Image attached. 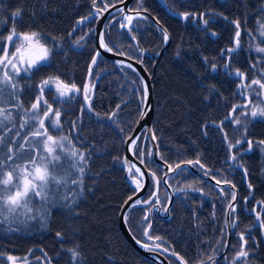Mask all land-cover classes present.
I'll list each match as a JSON object with an SVG mask.
<instances>
[{"label": "trees", "instance_id": "trees-1", "mask_svg": "<svg viewBox=\"0 0 264 264\" xmlns=\"http://www.w3.org/2000/svg\"><path fill=\"white\" fill-rule=\"evenodd\" d=\"M9 1L11 4L8 3V5L13 10L19 9L20 2L25 3L24 20L27 22L34 20L32 10L36 0ZM41 1L43 7L40 24L45 39L51 38L50 42H54L55 39L66 43L74 40L77 47L83 36L78 29L87 27L90 29V39L85 56L90 58L92 70L105 65L101 55L99 58L102 60L98 58L96 64L92 65V59L96 55L93 40L94 18H90L80 27L76 26L78 20L88 16L92 0ZM224 1L219 3L217 0H141L143 7L167 29L170 35V45L155 67L153 68L155 57L147 56L145 60L146 69L149 73H153L155 106L152 131L157 137L156 143L160 157H164L163 161L166 160L174 166L175 163L195 161L199 157L205 168L210 170V175L216 180L233 181L243 194L242 197L249 192L250 200L253 199L250 206L252 202H255L256 210H260L264 208V206L261 207V203L264 205V152L259 147L254 145L250 153L240 157L242 161L240 159L233 161L234 173L223 174L217 170L226 157L227 146L223 139L224 132L231 134L234 130L238 132L235 136L239 139H242L244 135V129L240 128V125L238 127L236 124H230L228 118L229 112L232 111V104L240 94L238 91H241V84H238V81L241 79L238 80L236 76L230 78L222 71L221 66L225 63L226 56L221 57L220 51L227 40L231 41L232 36L235 41L236 26L232 21L239 20L240 26L243 27V21L249 12H253L254 16L261 15L260 20H262L264 10H259L253 0H245L246 5L242 4L243 0ZM201 6L215 10L212 18L217 19L210 20L209 27L203 29L198 28L197 21L193 22L194 17L189 16L187 20H184L180 15L184 12H196ZM254 10L259 11L255 13ZM36 16H38L37 13ZM222 22L225 24L224 27L220 24ZM73 26L76 27L75 37L69 41L68 33ZM254 31L255 29L251 31L253 33L250 36L256 40L259 36ZM212 32L217 35L215 39ZM113 37L116 40L120 38L118 33ZM244 37L242 34L240 40ZM122 41L126 43V37H123ZM136 42L135 50H145L156 55L165 44L162 32L155 24L152 28L139 30ZM126 50L128 55L136 57L131 47H127ZM255 53L256 50L252 45L237 48L231 54V67L228 71L236 72V69H239L249 76L251 73L254 76H260L263 70L262 58ZM80 55L81 53L74 50L70 52L73 68L77 67L73 62ZM212 63L218 66L215 73H212L209 67ZM112 64L116 67L114 72H105L94 87L88 117L85 115L82 117L81 113L78 118L77 106L71 116L64 110L63 126L70 128L71 121H81L75 128L77 135L72 136L71 129L68 133L69 137L66 132L62 135L59 132L56 133L59 136L68 137L71 141V144L68 140L63 141L66 151L75 149L77 152L84 153L86 163H78V167H83L84 172L81 174L76 169H70L71 175L66 176L64 169L68 168L71 160L65 156V151H60L64 159L61 161L62 167L57 169V174L59 177H65L67 183L54 186L58 189L56 197L50 198L47 202L42 201L40 197H33L28 205L31 211L20 209L16 214L5 213L4 216H0V254H2L0 264H5V259L2 257L4 253L22 258L26 264H72L70 254L65 249L74 247L76 243L81 245L80 251L86 258L85 264H150V261L139 255L125 240L118 223L122 205L134 194V189L129 186L130 183L124 177V141L131 134L140 115L143 88L138 76L137 94H133V100H126V97L130 95H126L125 92L122 93V99H119L118 82L119 79L121 81V77L124 79V74L119 73L122 72L118 67L120 65ZM206 64H209L208 67ZM95 71V76L101 72L100 69ZM35 74L36 71L33 70L28 73L24 82L27 84L25 91L19 85L24 81V77L19 75L14 77L17 84L15 90L11 86H6L0 93V100L4 101L0 103V107L11 112L13 118L12 122H5V128L0 129V135L7 133L3 153H7V145L12 144L13 140L16 141L14 147H18L21 143L25 145L22 154L8 164L30 167V157L37 158L39 165V158L48 156L42 143H38L42 138L31 136V132L38 127V123L31 120L28 125L21 128L22 121L27 119L25 113L31 108L34 97L38 94ZM47 76H51L50 68L42 70V77ZM13 91H15L14 96L11 95ZM47 98L50 103V95ZM118 104L121 106L119 109H117ZM43 107L42 104L41 114ZM114 112L116 115L112 116L111 120L108 119ZM221 128L223 131L220 130ZM9 129H11L10 132ZM16 132L20 135L16 136ZM247 134L254 141L264 140V120L251 121V125L247 127ZM141 147L151 149L145 130L140 134L135 146L136 149ZM139 155V152L135 151V156L139 158ZM76 159L78 161L79 157ZM145 159L148 161L147 168L151 171L155 168L156 175L161 177L162 167L155 163L153 157L149 159L146 156ZM184 169L181 174L174 173L168 176L167 181L175 196L173 204L167 217L155 216L149 232L152 237H160L159 241L164 244L171 242L172 247L186 262L193 263L196 257L201 256L195 250L212 247L206 243L204 245L205 239L210 238L212 232H220V229L224 227L221 214L224 208L221 193L218 190L222 187L200 179L190 170ZM5 170H9L7 165L4 169H0V175ZM202 170L205 171V169ZM72 179H78L81 182L73 184ZM186 184L191 185V188L183 190ZM195 184L203 186L204 193L210 200L206 198L201 208H198L199 200L194 190ZM248 184L252 186L250 190L244 187ZM159 187L166 189L163 183ZM3 188L4 186L0 185V189ZM12 191L15 190L12 189ZM3 195L4 193L0 191V196ZM134 210H139L140 217L137 216L135 219L137 224L141 220L143 211H140V208ZM212 211L216 214L214 218L217 229L214 228L211 220ZM260 212L263 211L260 210ZM245 214L240 209L239 219L243 222L235 224L234 231L244 232L247 227L253 225L252 214L249 216ZM262 215L260 219L264 221V212ZM141 222L142 227L148 225L143 220ZM257 225L260 227L259 224ZM58 232L62 234V239L57 237ZM252 241L254 239L250 238V242Z\"/></svg>", "mask_w": 264, "mask_h": 264}, {"label": "flooded vegetation", "instance_id": "flooded-vegetation-1", "mask_svg": "<svg viewBox=\"0 0 264 264\" xmlns=\"http://www.w3.org/2000/svg\"><path fill=\"white\" fill-rule=\"evenodd\" d=\"M121 1L122 0H103V2H102V0H97V3L99 4L100 11H103L104 2H106V3L111 5V4L119 3ZM217 1L219 3H224L225 2L224 0H217ZM253 1L256 3V6L259 8V10L260 9L264 10V0H253ZM8 3L11 4V2L9 0H2V2L0 1V45H7L9 53L11 54V52H13L15 50V48L8 44V41L6 40V37L10 34V32H11V30L13 28V19H12L11 13L13 11L17 10V9H15V10L10 9L11 6L9 7ZM242 4L246 5V1L243 0ZM19 5H20L19 9H23V11H22L21 17L18 18L15 21V27H16L17 32H20V33H23V32H37V33H39L41 35L42 42H46V45L49 48H52V51H51L50 56H49V59L47 61H45L39 67V70L33 69V71H36V74H35L36 75L35 76L36 84H35V86H36V89L38 91V94L36 96L38 97V95L40 94L41 81H43L44 79H47L48 77H59V79L63 80L64 83H66L68 85L74 84V85H76V89H78V91H71L68 94V96L61 98V97L58 96V93L56 92V87L57 86L54 83V87L50 88L51 90H49V88H45V91L43 93L44 100H45V97H46V101L48 102L49 100H48L47 96L50 95L51 102L48 103V104H51L53 109H59L60 112H61V115H60V126H59V128H55V130H56L55 133L59 132L60 135H62L63 132H66L67 135H68V133H69V131L71 129L72 136L75 137L77 135L76 132H75V128H77L76 127L77 124L81 123V121H75V120L71 121L70 128H68L66 125L63 126V124H64L63 116L65 114L64 110H65V112H67L71 116L72 113L75 110V107L77 106V108H78L77 116L79 114L78 118H80L81 113H82V117H83V115L88 117V105L91 104V102H92L93 91L95 90L94 87L97 85L98 81L101 79V76L105 72L113 73L114 72V68L116 69V67L112 64L113 62L111 63V61L107 60L106 58H104L102 56V58H104L103 63L105 65H103L101 67L94 68L92 70V74L90 76L89 75L90 58L85 56V55H87L86 53H87V48H88V41L90 39V35H89L90 29L89 28L87 29V27H85L84 29H81V28L78 29L80 32H82L83 39H81L79 41L77 47L75 45L74 40L72 42L66 43V42H63V41H58V40L56 41L54 39V42L53 41L50 42L51 38H49V40H46L45 39L46 37L43 36L42 25L40 24L41 21H42L41 18H42L43 2L41 0H36L35 7L32 10L33 11L34 20L31 19V20H29V22H27V20L26 21L24 20L25 19V13H24V8L23 7H25L26 4L23 3V2H20ZM142 8L145 9L143 7V5H142ZM137 9H138V0H132L131 4L129 6V9H128L131 12H127L126 11L125 14L134 15L135 10H137ZM249 9H251V8L249 7ZM117 10L118 9L114 10L113 12H111L109 14V16L107 17L106 21H105V24H104L105 38H104V40H106L105 42H107L109 47H111L113 49V51H115L117 53L123 52L126 56L134 58V59L139 60V61L143 59V65L145 67L146 57L150 56V54L146 55V53H148V52L145 51V50H139V49L135 50V48H137V44H136L137 43L136 42L137 41V32L139 30H145V29H148V28H152V25L153 24L157 25V23H156V21H154L150 17L151 14L147 10L146 11H142L141 15L143 17H146V19H134L133 20V24H132V27L134 28V31L129 33L127 28H121V23H125L126 24L127 21H124L122 19V14L120 12H118ZM259 10H257V11L254 10V12L257 13ZM95 11H96V9H94V10L92 9V2H91L90 6H89L88 15H89L90 12H95ZM214 11L215 10H211V9L205 8V6L199 7L196 12H193V13L196 14L195 20H193V22L197 21V26H198L199 29L206 28L201 23V21L198 18L199 14L200 13H208L209 15L206 16L205 18L216 21L217 20L216 18H212V16H213L212 14H214ZM36 13L38 14V16H36ZM262 15H263V18H262V20H260L261 19L260 18L261 15H258V16L255 15L254 16L253 12H249L247 14L246 18L243 21L244 22L243 27L240 26L241 35L243 34L245 37L243 39H241V40L239 38L240 46L238 48H240L243 45L246 46V47L251 46V45L252 46L264 47V37H262L257 32V29L260 28V25L262 23H264V11H263ZM22 16H23V18H22ZM151 16H153V15H151ZM95 18L97 19V17H95ZM95 18L93 20L94 25H95V21H96ZM32 23L34 24V26H33ZM84 23H86V21L81 23V24H76V26L80 27ZM151 23H152V25H151ZM220 24L223 27L225 26V24L223 22L220 23ZM207 27H209V24L207 25ZM75 28L76 27L73 26L72 29L70 30V32L68 33L69 41H70V39H74L73 37H75L74 36ZM254 29H255L254 32L256 34H258V36H259V38L256 39V40H254L250 36V34L253 33L251 31L254 30ZM260 30H261V28H260ZM116 33H118L119 36H120V38H118L117 40H116V38L113 37V36L116 35ZM132 35L136 36V40H132L131 39ZM128 36L131 39V42H129L130 39L128 38ZM123 37H126V43H124L122 41ZM216 37H217V35L214 36V39ZM169 39H170V35H169ZM222 46H223V49H226L228 47H235L234 36H232L231 41L227 40L226 43H224ZM127 47H131L133 49V52L135 53L136 57L127 54L128 53V51L126 50ZM72 50H74V51H76L78 53H81V55L78 57V59L74 60V62H73L77 66V67L74 66V68L72 67V60H71V56H70V52ZM82 54H83V56H82ZM220 54H221V51H220ZM231 54H230V56H231ZM3 55H4L3 51L0 50V57H2ZM144 55H146V56H144ZM225 56H226V58L224 60H225V62H227L229 60V54H226V55H223V56L221 55V57H225ZM214 58H216V57H214ZM99 60H102V59L99 58ZM76 61H80V62L76 63ZM106 61H109L111 64L107 63ZM208 65L209 64H206V67H208ZM1 66L2 65H0V69H1ZM118 67H120L121 70H122V72H119V71L118 72L120 74L121 73L124 74V79L121 77V81L119 79V82H118V89L120 90V93L118 95L119 99H122V93L125 92L126 95L127 94L130 95V96L126 97L127 98L126 100L131 101V100H133V94L134 93H135V95L137 94L138 74L135 71H133L132 69H130L128 67H125L123 65H120ZM209 67L211 69V65H209ZM47 68H50L51 76H47V77L43 78L42 77V70L47 69ZM95 69H97V70L100 69V71H101L97 76L94 75L96 73ZM217 69H218V66H217ZM221 69L230 78L231 77H235V76L238 77L236 75L235 71H228V70L226 71L223 68V65L221 66ZM0 72H1V70H0ZM215 72L212 71V73H215ZM28 73L29 72H24L23 71V72H21L19 74V75H22L24 77V81L22 82V85H21V87H22V89L24 91L27 89V84H25L24 82H26V77H27ZM262 73H264V71H262ZM247 76L248 75L245 74V79L243 80L245 82V85L247 84V79H249V78H247ZM250 76H254V75L251 73ZM240 79L241 78L238 77V80H240ZM250 79H251V77H250ZM259 79H261V75L259 76ZM241 83H242V81H240L239 84H241ZM85 85H88L87 92L85 91ZM241 89L242 88H240V90ZM259 91L262 92L263 95H264V90H260L259 89ZM238 92H240V91H238ZM243 92H246L245 88L242 91V93L240 92L241 94H239L244 99H242L239 103H237L238 105L239 104L245 105V104H248V102L250 101L249 97ZM86 94L89 97V100L87 102L85 100V95ZM37 97H36V99H37ZM36 99L34 101H36ZM234 105H235V102L232 104V109H233ZM239 108H243V107H238V109ZM229 113H230V116L228 118H229L230 124H232L233 123L232 122V117L235 116V113H233L232 111H230ZM261 119L264 120V118H261ZM255 120H257V119H255ZM74 124H75V128H73ZM238 127H239V125H238ZM66 129L68 131H66ZM236 133H238V132H235L234 130L231 132V134H229V132H224V134H227V137H228L227 141L225 140V137L223 138L224 141H225V144L227 146L226 157L225 158L223 157L224 158L223 162H221L222 166L220 168H218L217 172H220V173H223V174L224 173H226V174L234 173L235 165H234L233 160L230 159V156L231 155H236V160L240 159V161H242L240 157L244 156L246 153H250V151L246 150L247 147H248L246 142H243L242 144L237 145L235 148H233L231 150V152L229 151L228 143L231 142V143L235 144V138H236L235 134ZM68 137H69V135H68ZM247 137L249 139H251L248 136V134H247ZM236 139L238 140L239 138L237 137ZM155 163H156V161H155ZM156 164H158V163H156ZM193 167L196 168L198 171H200L202 173L205 172L201 168H199L197 164H193ZM184 168L190 170L198 178L203 179V180H207V181L211 182L213 185H215L217 187H222V189H224V187H226V189H224V194L223 195L220 194L222 206L224 208V211L221 212V214L223 215L222 222L224 224V227H222L220 229V232H218V231L212 232L211 233V237H210L212 239H210V238L205 239L204 245L206 243L207 245H212V247H207V248L202 249V250L201 249H196L195 252L197 254H200L201 256L196 257L195 261L193 263H188L187 262V264H200V262L202 260L205 262V264H212V261H209L207 259V257L209 255H215L217 264H229V262L233 258V256H232L233 253H232L231 248L235 245V237L240 236V234H244L246 245L250 244V235L254 239V241H256V244L254 245V246H256V248L254 250V256L252 257V259H254V264H264V228L259 227L257 225V224L260 225V222L263 221V220L260 219V221H257L255 223H253L252 226H249V227L246 228V231H251L250 234H249V232H246V231H244V232H236L233 229L234 228L233 222H235V224H240L241 222H243L242 220L240 221V219H239L240 218V209H242L246 213L245 215H247V216L252 214L251 213L252 211H255V206H254L255 202H252V205L250 206V203L253 200V199L250 200L251 194L249 192H247V194L242 197L243 194L240 193L239 188L233 184L234 183L233 181H230V183H228V184H230V186H228L226 184L217 185V184L213 183L212 181H210V180L200 176L199 174L193 172L191 169H189L187 167H184ZM152 169L154 171L155 168H152ZM131 171L134 173L133 170H131ZM154 172L156 173V171H154ZM174 173H171L168 176H170V175H172ZM163 174H164V171H163L161 177H163ZM185 174H188V173L185 172ZM208 176H210L211 178L216 180L212 175H210V173H209ZM138 177L139 176H137V178ZM152 182H153V180H152V177L150 175L149 185H148L144 195L141 197L140 200L141 201L148 200L149 197L152 196V193L156 192L157 197L160 199L161 202H163L165 200V193L164 194L161 193L162 189L160 187L157 188L154 185V183L152 184ZM167 185L170 188V191H169L168 188L165 185L166 191H167V195L169 196V201H168V204H167V206H168L169 203H170L171 194L173 195V200H174L175 196H174V192L172 190V187L169 185L168 182H167ZM248 185H244V187L245 188H249ZM129 186L132 187V189H134V193H135L136 192V187L131 185V184H129ZM188 186H189V184H186L185 187L183 188V190H187ZM194 186H195L194 190L195 189H200L201 190V191H196L197 195H198V200H199L198 208H201L202 205H204V202L206 201V198L208 199V196L204 193L203 186H201L200 184H198V185L195 184ZM218 190L220 191L221 189H218ZM249 190H250V188H249ZM232 192H235V193L237 192L236 193L237 197H236L235 202H233V200H232V195H231ZM220 193H221V191H220ZM173 200H172V204H173ZM208 201H210V200L208 199ZM232 202H233V204H232ZM153 203H155L154 200H153ZM229 203H231L233 205L235 211H232V209H230L229 216H227V210L229 208ZM172 204H171V206H172ZM261 205H262V207L264 206L262 203H261ZM161 206H162V203L160 205H156V209H154L153 211L149 212L148 209L151 207V204H147L146 205V204L142 203L141 205L136 206L134 209L140 208V211H143L141 220H143V217L147 214L149 219L151 220V225H152L155 216L167 217L169 215V211H170L171 206H170V208L168 210V214L165 211L163 213L160 211ZM134 209L131 208L127 212V217H128L127 225L129 227L131 233L134 235V237L137 238L138 240H140L141 242H143L144 244L149 245L150 247H154L155 245H159V248H156L154 250L155 252H158L162 256H164V258L168 261L169 264H180L179 260H177L175 256L170 255V252L172 250H174L179 256H181L180 253L175 248L172 247L173 244L171 242L170 243L167 242L166 244H164V243L160 242L159 240H149V239H147V237L144 236V230H145V228L148 227V225L144 227V230H143L142 234L140 233V231H139L140 229H138V228H139V225L142 227V225H141L142 222L140 220L136 224L135 219H136L137 216L139 218L140 215L138 214L139 210L137 211V210H134ZM260 210H262L264 212V208L263 209L260 208ZM263 212L259 213L260 214V218H261V215H262ZM210 214H211V220L214 223V228L217 229V223H215L216 221H215V218H214L216 214L214 213V211H212ZM252 217H253V215H252ZM255 226H257L256 229H254ZM228 228H229V230H228ZM150 229H151V227H150ZM224 239H225V241H224ZM228 239H229V244H228V247L225 248V245H226ZM257 239H259L260 241H258ZM259 242H260V244H259ZM187 243H188V241H187ZM164 249H168V251L166 252V251H164ZM136 252L139 255H141L137 250H136ZM4 258L6 260H8L7 256H5ZM145 258L148 261H150V264H158L156 261H154L152 259H149L147 257H145ZM225 258H227V259H225ZM15 262H17V261H15Z\"/></svg>", "mask_w": 264, "mask_h": 264}, {"label": "snow or ice", "instance_id": "snow-or-ice-1", "mask_svg": "<svg viewBox=\"0 0 264 264\" xmlns=\"http://www.w3.org/2000/svg\"><path fill=\"white\" fill-rule=\"evenodd\" d=\"M103 2V0H102ZM93 8L96 9L95 12H90L88 16L82 17L80 20L77 21V24H81L85 21H88L90 18H95L103 13L100 11L99 4L97 3V0H92ZM109 7H115V4H108L104 2L103 11H108ZM23 9H17L11 13L12 19H13V28L10 32V34L6 37V40L8 41V44L13 46L15 50L9 53L8 46L7 45H0V50L3 51L4 55L0 57V65H2L5 68L10 67L12 69V72L5 71L3 73L2 79H0V93H2L5 90L6 86H11L13 90L17 88V84L15 82L14 76L19 75L21 70L24 72H30L33 69L39 70V67L49 59L50 53L52 51V48H49L46 45V42H42V37L37 32H17L15 27V21L21 17ZM122 14V19L124 21H127V23H121V28H127L128 32L131 33L134 31V28L132 27L133 20L134 19H146V17H143L141 15L142 11H146V9L142 8V2L141 0H138V9L135 10L134 15H128L124 13V9L120 8L117 10ZM181 17L184 20H187L189 16L196 17L195 13H180ZM208 13H200L199 14V20L201 23L207 27V25L210 22V19H206L205 17L208 16ZM158 30L162 32L164 42L167 43L169 39V33L166 28H164L160 22L156 21ZM232 23L236 26V32H235V47H228L226 49L221 50V55H225V53L229 54V60L223 64V68L227 71L230 69V54L235 52L237 48L240 46V35H241V28H240V21L234 20ZM261 31L260 35L264 37V23L260 25ZM212 35L215 36L216 33L212 32ZM54 39V38H53ZM83 39V37H81ZM132 40H136V36L132 35ZM100 46L104 48L107 51H113L111 47L105 42L103 33L100 34ZM256 51L258 53H264V47L257 46ZM120 55H124L123 52L119 53ZM100 53L97 52L96 55L92 59V65H95L97 62V59L99 58ZM128 59H131V57H128ZM139 62V61H138ZM117 63H123L122 61H118ZM205 63H207V58H205ZM259 63V61H258ZM129 68H132L131 64L126 65ZM255 66V65H254ZM211 70L215 72L217 70V64L212 63L211 64ZM133 71L135 69L133 68ZM92 74V68L90 66L89 68V75ZM236 75L241 78V88L249 89L253 92L256 91L252 86L257 85L260 90H264V73H261V79H253L250 84L245 85L243 83V80L245 79V73L241 72L239 69H236ZM55 83L56 84V92L58 93V96L63 98L68 96V94L71 91H78L76 89V85H68L61 81L59 77H48L47 79H44L41 81L40 85V94L38 95L36 101L31 105V108L25 113L27 119H24L21 123V128H23L25 125H28L29 121L34 120L38 123V127L31 132V136L33 138H42L38 141V143H42L44 151L48 153L47 157H40V164H37V158H29V163L33 168V172H30L28 170L27 166H21V165H15V164H8L9 161H14L15 158H18L20 154H22V150L24 149V144H19L18 147H14L16 144V141L13 140L12 144L7 145V153H3V148L5 147L6 143V136L0 135V153H3L0 155V169H4L7 165V168L9 170L3 171L2 175H0V185H3L4 188L0 189L4 193L3 196H0V216H4L5 213L8 215L16 214L18 210L20 209H27V211H31V208L28 207L30 201L33 197H40L42 201L47 202L50 198H55L57 195L58 189L54 186H59L62 183H67V179L65 177H59L57 174L58 167H62L61 161L64 159L60 155V151H65V156H68L71 160V162L68 165L67 169H64L66 176L71 175L70 169H76L81 174L84 172L83 167H78V163H86V159L83 152H77L75 149H72L71 151H66L64 149L63 141L68 140L69 144H71V141L66 136H61L59 139H54L53 135H50L48 132V127H46V122L50 124L53 128H59L60 126V115L61 112L59 109H53L51 104H48L46 100L43 98V93L45 88H49L50 86ZM141 83H143V79H141ZM88 85H85V91L87 92ZM12 96L15 95V91L11 93ZM147 95H148V89L145 85L144 91L142 93V99L141 102L144 105V110L140 112V118L143 119L147 115V110L150 109V106L147 105ZM259 95V93H257ZM86 102L89 100L88 95H85ZM3 100H0V103H3ZM43 104V110L41 114V105ZM252 104V101H249L248 104L245 105H234L232 112L235 113L236 109L238 107H249V105ZM121 106L118 104L117 109H119ZM88 110L91 111V105H88ZM116 113H112L111 116L108 117V119H112V116H115ZM241 115L247 116L248 113H241ZM251 118L255 119L257 117L264 118V107H260L259 104H256L254 107H252L251 110ZM53 116L55 119L53 120ZM12 113L9 112L6 108L0 107V129H3L6 127L5 122H12ZM232 122L236 125H240L242 123L240 116H233ZM73 128H75V124L73 125ZM223 131V128L220 129ZM11 129H9V132ZM20 133L16 132V136H19ZM27 139V138H25ZM131 146L134 148V154L135 151L139 152V159L140 163L142 165H145L148 167V161H146L145 157L147 156L149 159H151L154 156V153L151 149H145L143 147L136 149L135 146L137 144L138 138H132L129 137ZM157 137L155 134L152 135V140H156ZM225 140H228L227 134H225ZM243 142H246L248 147L247 151H251L253 149V146L259 147L262 152H264V140H257L254 141L252 139H249L247 137V126H245L244 129V135L242 139H238L235 141V144L229 142L228 148L229 151L233 148H235L237 145L242 144ZM159 154V150L157 147V153ZM77 157H79V160L77 161ZM161 160H164V157H160ZM230 159L235 161L236 155H231ZM124 163L127 165L128 161L125 160ZM165 165L167 166L168 172H175L176 174H181L184 172V168L182 167V164L186 163L188 165L197 164L201 169H205L204 174L207 176L209 175L210 170L205 168V165L200 162L199 157L195 161L188 160V161H181L179 163L173 164L168 163L166 160L164 161ZM240 167H243V165H240ZM135 169V172L133 173L131 170L129 172L130 177L133 179V182L136 183V192H139L144 185L140 182L143 181L145 177V172L141 171V168L136 167V165H130V169ZM139 174V177L137 178V175ZM148 175H151L154 185L159 188L161 183L166 184L168 181L164 179L163 177H158L155 172L151 171L149 169ZM247 174V170L245 169V175ZM165 176H167V172L165 173ZM23 179V186L20 184V180ZM73 184L80 183L78 179H72L71 181ZM221 183H230V181L224 180H217L216 184L219 185ZM249 188H251V184L248 185ZM191 188V185L188 186ZM12 189L15 191L13 192ZM177 191H181V189H177ZM195 191H201L200 189H195ZM221 194H224V189H221ZM203 194V193H202ZM232 200L236 199V193L232 192ZM66 198V197H65ZM247 199V198H246ZM153 200L155 203H153ZM129 201H132L131 204H129ZM151 204V207L148 209L149 212L156 209V205H160L162 202L157 197L156 192L152 193V196L149 197L148 200L141 201L140 199L133 200V197H129L127 201H125V204L128 205L129 209L135 208L138 205L141 204ZM229 208L232 209V211H235L233 205L229 203ZM163 210L167 212L169 209L164 206ZM124 220L127 224V212L124 213ZM143 221L148 224V227L144 230V236L147 237L149 240H160V237H152L150 235L149 229L151 227V220L149 219L148 215L146 214L143 217ZM257 221H260V214H257ZM235 225V222H233ZM260 227L264 228V221L260 222ZM57 237H60L62 239V234L57 233ZM240 240L244 241L240 245V250L235 254V256L232 258V260L229 262V264H236L237 261H240L243 258H246L249 253L245 248V237L244 234H240ZM137 243H141V241L137 240ZM227 246V245H225ZM142 247H145L146 250H155L156 248H159V245H155L154 247H150L147 244H142ZM81 245L79 243H76L74 247L67 248L65 251H67L70 254V260L72 264H85L86 258L82 255L80 251ZM164 251H168V249H164ZM215 251V250H214ZM2 255V254H0ZM170 255L175 256L177 260H179L180 264H187V262L183 259V257L179 256L174 250L170 252ZM15 259L12 256L8 257L9 261H12L13 264H15ZM209 261H212V264H217L215 255H209L207 257ZM227 259V258H225ZM200 264H205V262L202 260Z\"/></svg>", "mask_w": 264, "mask_h": 264}, {"label": "water", "instance_id": "water-1", "mask_svg": "<svg viewBox=\"0 0 264 264\" xmlns=\"http://www.w3.org/2000/svg\"><path fill=\"white\" fill-rule=\"evenodd\" d=\"M132 0H122L119 3L115 4V7H109L108 11H101L103 14L98 16L96 21H95V27H94V42H95V46H96V53L99 52L101 56H103L104 58H106L107 60L115 63L116 65H123L125 67H127V64H131L132 65V69H135V72L138 74V76L140 77V80L143 79V83H141L143 91H144V87L145 85L147 86L148 89V95H147V105L150 106V109L147 110V115L141 119L140 115L133 127V130L131 132V134L126 138V140L124 141V155H123V159L124 161L127 160L128 164L126 165L124 163V177L125 179L133 186L136 187V185L133 182V179L130 177L129 172L130 170H133L135 172V169H130V165H136V167L141 168V171L145 172V177L143 179V181H141V183L144 185V187L139 191V192H135L133 195H131V197H133V200L135 199H141V197L144 195L149 182H150V175H148V169L145 167V165H142L140 163V159H138L135 154H134V148L133 146H131V142L129 137L132 138H138L140 134L142 133L143 130H145V135L147 136L151 149L154 153V160L156 161V163H158L163 171V178L166 179L165 173L167 172V175L174 173V172H168L167 166L165 165L164 161L161 160L160 155L156 154L157 153V143L156 140H152V135H153V131H152V120H153V116H154V94H153V73H149L146 68L143 65V59L142 60H136L134 58L128 59V56L124 55H120L119 53L115 52V51H107L104 48H102L100 46V34L103 33L104 35V24L105 21L107 19V17L109 16V14L111 12H113L116 9H120L123 8L124 9V13L127 12H131L129 11V6L131 4ZM92 9L93 8V4H92ZM150 17L154 20L157 21L155 19L154 16ZM170 45V39H168L167 43L164 44V46L160 49V51L158 52V54H153V53H146L150 54V56L155 57V63L154 66L159 62L160 58L162 57V55L165 53V51L168 49ZM144 55V56H146ZM118 61H122L123 63H117ZM139 61V62H138ZM129 68V67H128ZM154 72V71H153ZM144 110V105L142 104L141 106V111ZM140 111V112H141ZM137 139V141H138ZM182 167H187L189 169H191L193 172L199 174L200 176L212 181L213 183L216 184V180H214L213 178H211L210 176H206L204 173L198 171L196 168L193 167V165H188L186 163L182 164ZM137 176H139V174H136ZM221 184H226L228 186H230V184L228 183H221ZM166 187L168 188V190L170 191L169 186L167 185V183L165 184ZM237 193V192H236ZM237 197V194H236ZM128 200V198H127ZM126 200V201H127ZM172 200H173V195L171 194V199H170V203L167 206V208L169 209L171 204H172ZM236 200V199H235ZM235 200H233V202H235ZM232 202V204H233ZM132 201H129V204H131ZM129 207L128 205L124 204L122 205L121 209H120V213H119V218H118V223H119V228L120 231L122 233V235L124 236L125 240L130 243L132 245V247L134 249H136L141 255L152 259L154 261H156L158 264H169L168 261L164 258V256H162L160 253L155 252L153 250H146L145 247H142V244H144L143 242L141 243H137V238L134 237V235L131 233L128 225L125 223L124 220V213L128 212ZM229 212H230V208H228L227 210V216H229ZM168 214V211H167ZM229 230V228H228ZM140 241V240H139ZM229 244V239L227 240V243L225 246V248L228 247ZM8 259V258H7Z\"/></svg>", "mask_w": 264, "mask_h": 264}, {"label": "rangeland", "instance_id": "rangeland-1", "mask_svg": "<svg viewBox=\"0 0 264 264\" xmlns=\"http://www.w3.org/2000/svg\"><path fill=\"white\" fill-rule=\"evenodd\" d=\"M96 19V18H95ZM260 28H258L257 29V32H258V34H260ZM94 33L95 32H93V40H94ZM95 43V42H94ZM255 50H256V47L255 46H252ZM256 56H258V57H260V58H262V60H261V62H262V67H263V70L262 71H264V53H258L257 51H256ZM1 72H0V79H2V77H3V73L5 72V71H8V72H12V69L10 68V67H8V68H5V67H3V66H1ZM21 72H23V70H21ZM20 72V73H21ZM19 73V74H20ZM16 76H18V75H15V77ZM250 77H251V79H250ZM247 78H249V79H247V84H250L251 83V81L253 80V79H259V76H247ZM61 81H63V80H61ZM64 82V81H63ZM240 83V81H238V84ZM243 83L245 84V82L243 81ZM246 84V85H247ZM19 85H22V82H20L19 83ZM52 87H54V83L50 86V88H52ZM254 89H256V91L255 92H253V91H251V90H249V89H246L245 88V90H246V92H243V93H245L248 97H249V99H250V101H252V104L251 105H249V107H247V108H245V107H243V108H239L236 112H235V116H240V119H241V121H242V123L240 124V128H243V129H245V126H250L251 125V121H253V120H255V119H261L262 117H257V118H255V119H252L251 118V115H250V113H251V110H252V107H254L256 104H259L260 105V107H264V95H263V93L262 92H260L259 91V87L257 86V85H253L252 86ZM244 90V88H242L241 89V93H242V91ZM44 91H45V89H44ZM240 93V94H241ZM257 93H259V95H257ZM36 97L37 96H35L34 97V99H36ZM242 99H244L241 95H238V98H235V104H237V103H239ZM35 102V101H34ZM245 112H247L248 113V115L247 116H244V115H241V113H245ZM55 119V117L53 116V120ZM46 127H48V132H49V134L50 135H53V137H54V139H59V134H56L55 132H56V130H55V128H53V127H51L50 126V124L48 123V122H46ZM237 139H235V141H236ZM248 146V145H247ZM47 153V152H46ZM48 154V153H47ZM28 170L30 171V172H33V174L35 175V173H34V171H33V168H32V166L30 165V167H28ZM169 177H168V175L166 176V180L168 179ZM20 184H21V186H23V179H21V181H20ZM135 185H136V183H134ZM161 193H165V200L162 202V206H161V208H160V211L163 213L164 212V210H163V208H164V206H167V204H168V201H169V196L167 195V193H166V189H162L161 190ZM261 207H262V205H261ZM257 208L255 207V211H252L251 213H252V215H253V218L251 219V222L252 223H255V222H257V214L258 213H260V210H256ZM138 229H140L139 231H140V233L142 234V232H143V230H144V227H141L140 225H139V228ZM234 229V228H233ZM236 232H241V231H236ZM246 232H249V234L251 233V231H246ZM236 234V233H235ZM250 238H252L251 237V235H250ZM224 241H225V239H224ZM242 243H244V241H241L240 240V236H238V237H235V245L231 248V250H232V256L234 257L235 256V254L240 250V245L242 244ZM256 244V241H252V242H250V244H245V248H246V250L248 251V253H249V255L246 257V258H243V259H241L240 261H237L236 262V264H254V259H252V257L254 256V250H255V248H256V246H254ZM5 256H7V257H9L10 255L9 254H7V253H4L3 254V256L2 257H5ZM15 258V257H14ZM5 259V258H4ZM18 259V260H17ZM15 261H17V262H15V264H26V263H24V260H22V258H18V257H16V259H15ZM5 264H13V262L12 261H9V260H6L5 259Z\"/></svg>", "mask_w": 264, "mask_h": 264}]
</instances>
